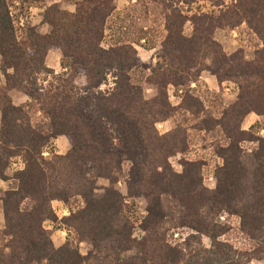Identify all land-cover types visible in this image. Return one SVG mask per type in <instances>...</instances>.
Masks as SVG:
<instances>
[{"label": "trees", "instance_id": "1", "mask_svg": "<svg viewBox=\"0 0 264 264\" xmlns=\"http://www.w3.org/2000/svg\"><path fill=\"white\" fill-rule=\"evenodd\" d=\"M153 1L167 8L166 36L156 66L139 60L133 43L122 42L121 29L110 46L103 47L114 0L77 2V15L67 16V28L52 30L48 36L29 27L18 36L9 4L0 0L5 80L0 87V180H9L5 173L12 159L19 157L24 163L13 176L16 188L5 192L2 200V236L7 243L0 246V264L108 263L113 240L131 241L125 201L139 196L147 203L141 225L143 246L156 264H241L234 247L222 240L230 227L218 222L221 214L237 218L241 233L249 239H264V138L255 136L253 127L248 132L241 129L250 114L264 117V0H236L218 16L190 18L162 0ZM186 22L193 26L190 38L183 35ZM243 23L261 42L250 63L242 51L227 56L214 40L216 30ZM51 50L60 52L67 78L46 67ZM137 69L142 73L140 82L133 78ZM204 71L218 84L233 82L239 89L236 102L222 112L220 120L191 90ZM79 75L86 80L83 88L75 86ZM42 76V82L50 78L62 85L53 93L40 83ZM143 84L156 87L157 96L147 100ZM170 86L184 89L178 107L169 103ZM12 91L29 102L15 106L9 96ZM172 118L178 119L176 129L159 135L156 125ZM217 128L227 146L217 147L224 165L216 171V188L210 191L202 184L201 164L184 162L182 174H176L169 159L188 149L189 132ZM59 137L70 145L63 156L54 153L51 145ZM243 142L256 148L246 153L240 146ZM125 163L130 164L127 197L115 189ZM99 179L107 180L109 187L96 194ZM74 198L84 206L61 224L76 240L69 236L55 248L52 232L43 224L57 222L52 202L67 204ZM180 230L188 232L186 238L170 245L167 234ZM203 237L209 240V248L192 251L202 246ZM76 243L90 244L92 253L82 256Z\"/></svg>", "mask_w": 264, "mask_h": 264}, {"label": "rangeland", "instance_id": "2", "mask_svg": "<svg viewBox=\"0 0 264 264\" xmlns=\"http://www.w3.org/2000/svg\"><path fill=\"white\" fill-rule=\"evenodd\" d=\"M79 1L81 0H46L43 5H39L38 7L41 11L37 10L35 12H30V5L27 6L25 4H22L20 1V8L14 5L15 0H7V3L9 4V11L10 14H12L11 18L13 20L15 28L17 29L18 36L21 34L24 28L28 27L35 28L40 35L48 36L51 34L52 30L60 32V30L62 31L63 29L64 31L65 28H67L66 24H69L66 23L67 16L74 17L75 15H77L76 4ZM162 1H164L166 5H172L173 9L179 10L183 14V16H187L188 18H190L193 15L199 14H213L214 16H218L221 12L226 11L228 7L234 4L236 0H191L188 3H184L183 0ZM37 6L38 5H33V7ZM113 6V17L109 19L108 23H106V38L104 40L103 47L108 48L110 46V42L117 37L115 36V33L117 34L121 29L122 34L120 36L122 42L130 41L131 43H135L136 45H138L140 36L142 38H146V44L140 46H145L144 48L146 50L156 47V52L154 53L152 57L153 60H151V62H154V66H156L157 62L160 63L159 57L162 52L161 42L166 36L165 14L167 13V8H165L164 5L159 4L158 2L153 0H114ZM49 8L51 9L50 11H48ZM19 12L21 14H24V17L27 18V22L23 28H20L17 25L20 15ZM50 20L52 21V23H54L55 27L51 25L52 23H50ZM145 28H149L147 32L144 31ZM192 34L193 26L191 22H186L183 28V35L187 38H190ZM214 40L222 47L224 53L227 56H231L238 51H242L244 60L249 63L255 60V52L259 48H261V42L248 29L245 23L234 29L224 28L216 30L214 34ZM139 54L140 53H138V57ZM139 60L141 61L140 57ZM151 62L142 63L147 65ZM205 64L209 66L210 61H206ZM1 67L2 64L0 57V71ZM207 72L208 71H204L202 73ZM56 75L65 76L67 78L69 75V71L63 69L62 72L56 73ZM133 78L136 81H141L142 73L140 69H137L134 72ZM42 81L43 76L40 78V83L53 93L55 92V88L60 87L61 84L60 82L54 81L50 78L45 82ZM74 82L75 86H77L78 88H83L86 85V80L81 75L77 76ZM224 83H228L233 86L232 91H235L234 93L236 94L234 100L231 99L228 102H225V100L221 98L220 95L212 94L210 91H208V89L204 88V85L201 88H191V90L198 92V97L204 103L205 109L211 111L213 118L216 120H220L222 112L236 102L239 93L237 84L233 82ZM170 87L172 88V86ZM107 88L108 86L103 87V89ZM168 89L169 87L167 88V95ZM175 90H180L183 92V94L181 95L183 99L184 89L180 88ZM143 91L144 97L147 100H150L157 96L156 87L143 84ZM181 102L179 103V105L181 104ZM169 103L172 107H174L170 101ZM37 117H39V115H37ZM247 119L248 121L246 125H244ZM177 120L178 119L174 118L175 124H173V130H175L177 127ZM160 124L156 125V129L159 135H162L158 127ZM191 126H194V124H192ZM248 126L250 127L247 128ZM252 127L255 136H257L258 138H264V117H260L255 114H250L249 116H247L241 125V129L248 132ZM189 136L190 143L188 149L183 154H178L174 157H171L169 159V164L176 174H182L184 169V162L201 164L202 184L206 189L213 191L216 188L217 183L215 173L224 165V161L217 154V147L227 146L226 138L219 128L208 132H189ZM51 145L54 150V141ZM240 146L244 150H246V153H250L253 149L256 148L255 144L245 142L241 143ZM47 152L49 151L47 150ZM45 157H48V155ZM129 168L130 164L125 163L123 166V174L120 176L119 182L115 186V189L124 197H127L126 182L128 180ZM16 173L12 172L10 175L6 176L7 178H9V180L7 181L9 182V187L6 191L5 187H0V246H3L7 243V239L2 236V232L5 229L2 200L4 198L5 192L10 189L16 188V182L13 179V176ZM108 187L109 182L107 180L99 179L97 182L96 194L103 193V189ZM54 202L61 203L63 206L68 208L69 214L65 217L56 215L53 209ZM54 202L51 203V209L57 219V222L53 223L51 221H46L43 224V228L47 231L52 232L54 231V229L56 230L57 228L61 227L65 231H67L65 241L70 236L71 241L75 242L76 239L72 231H69L66 227H64L61 224V221L65 218H69L71 214H75L77 211L83 208L84 205L82 200L80 198H74L67 204L59 201ZM146 207V200L142 196L125 201L124 215L132 225V238L130 242L113 240L110 246L111 254L109 255L108 263L104 264H156L152 258V253L149 252L145 246H143V238L145 237V233L142 231L141 225L147 215ZM218 222L223 226L230 227L229 233L224 236L222 240L234 247V249L237 251V258L239 259L241 264H264V239L260 241L251 240L243 235L240 231L239 220L237 218L230 217L227 214H221L219 216ZM49 227H51L52 230H49ZM187 234L188 232H186V230L171 231L167 234V242L173 246L180 239L182 240L186 238ZM51 239L55 248L61 247L60 242L62 241V239L60 240L58 239V237L56 238L54 236H52ZM76 245L78 246L79 252L82 256H88L92 253V246L90 244L76 243ZM209 246V240L203 237L202 246H195L193 247L192 251L207 249L209 248ZM188 253L189 251H187V254Z\"/></svg>", "mask_w": 264, "mask_h": 264}, {"label": "crops", "instance_id": "3", "mask_svg": "<svg viewBox=\"0 0 264 264\" xmlns=\"http://www.w3.org/2000/svg\"><path fill=\"white\" fill-rule=\"evenodd\" d=\"M45 2H46V0H45ZM45 2L40 3V4H35V5H38L37 7H33V5H30L31 7L29 6V11L30 12H33V11L35 12L37 10L39 11L40 10V8H38L39 5L40 6L43 5ZM15 3L20 5L18 0H15L14 4ZM112 17H113V14L111 15V17L109 19H111ZM109 19H108V21H109ZM108 21H107V23H108ZM106 26H107V24H106ZM148 29L149 28H145L144 31L147 32ZM145 44H146V38H143V39L140 38L139 44L136 45L135 43H133V46L138 51V53H140L139 57L141 58V61L144 63H149V62H151V60H153L152 57H153L154 53L156 52V47L149 49V50H146L144 48L145 46H140V45H145ZM46 67L48 69L54 71L55 74L63 71L62 66H61V54L59 51H56V50L49 51V53L46 57ZM4 85H5V80H4V77L2 75V77H0V87H3ZM194 85L198 88H201L204 85V88L208 89V91H210L212 94L220 95L221 98H223L225 100V102H228L231 99L234 100L236 97V94L234 93L235 91L234 92L232 91L231 93L225 92L224 89H225L226 85H228V83H223L221 85L218 84L216 78L213 77L208 72L202 73L200 76V80H199L198 84H194ZM179 92H180V90H175L173 87L172 88L169 87V89H168L169 101L172 103V105L174 107H177L182 100V96L179 94ZM9 96L12 99L13 104L15 106H18V107L25 106L29 102L27 97L23 96L20 93L15 92V91L10 92ZM248 119L245 121L244 125H246ZM0 122H1V115H0ZM173 124H175L174 118H172L171 120L166 121L164 123H161L158 126L160 131H161V134L164 135V134L171 132L174 128ZM249 127L250 126H248L247 128H249ZM247 128H244V129H247ZM54 147H55L54 153H56L57 155H65L70 149L69 148L70 147L69 142L65 137H59L58 139H56L54 141ZM17 158H19V157H17ZM12 172L13 171H11V169L8 168L6 170L5 174L7 176V175H10ZM8 183L9 182L0 181V184H1L0 187H3V188L5 187V191H6L9 187ZM53 209H54L56 215H61V217H65L69 214L67 212L68 208H66L61 203H58V202L53 203ZM48 229L52 230L51 227H49ZM52 236H54L56 238L58 237V239H60V240L62 239V241L60 242V246H62L65 243L67 231H65L63 228L59 227L56 230L54 229V231H52Z\"/></svg>", "mask_w": 264, "mask_h": 264}, {"label": "built area", "instance_id": "4", "mask_svg": "<svg viewBox=\"0 0 264 264\" xmlns=\"http://www.w3.org/2000/svg\"><path fill=\"white\" fill-rule=\"evenodd\" d=\"M14 5H15L16 7H19V8L21 7V6H20L19 4H17V3H15ZM19 13H20V12H19ZM11 15H12V14H11ZM26 22H27V18L24 17V14H21V13H20L19 18H18V24H17L18 27L23 28L24 25L26 24ZM0 77H2V73H1V71H0ZM191 88H192V89H195L196 86H195V85H192ZM232 89H233V86H232L231 84H228V85H226V87H225L224 90H225V92H227V93H231V92H232ZM179 94L182 95L183 92L180 91ZM47 155H48L47 153L44 154V156H47ZM185 156H186V155H185ZM23 168H24V163H23V161H22L21 158H14V159H12V161H11V163H10V166H9V169H11V171H13L14 173H16V172L22 171ZM67 212L69 213V209L67 210Z\"/></svg>", "mask_w": 264, "mask_h": 264}]
</instances>
